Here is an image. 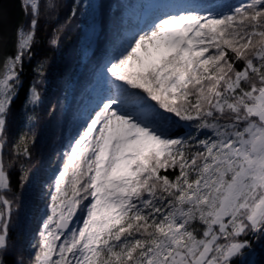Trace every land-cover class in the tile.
Wrapping results in <instances>:
<instances>
[{"label": "snow or ice", "instance_id": "snow-or-ice-1", "mask_svg": "<svg viewBox=\"0 0 264 264\" xmlns=\"http://www.w3.org/2000/svg\"><path fill=\"white\" fill-rule=\"evenodd\" d=\"M19 7L13 22L0 2V264H264V0H74L51 43L81 20L96 36L107 20L110 39L47 177L36 135L13 150L11 125L59 5ZM46 65L22 105L32 121ZM33 189L21 249L10 228Z\"/></svg>", "mask_w": 264, "mask_h": 264}, {"label": "trees", "instance_id": "trees-1", "mask_svg": "<svg viewBox=\"0 0 264 264\" xmlns=\"http://www.w3.org/2000/svg\"><path fill=\"white\" fill-rule=\"evenodd\" d=\"M141 0H124L125 3L137 4ZM59 5L55 18L42 17L35 46V56L31 62L25 65V85L21 91L20 100L14 106L16 113L11 125V138L13 150L15 142L22 136L32 134L37 137V145L34 149V170L40 169V176L47 177L54 163V157L58 154L61 137L64 135L65 126L78 117L82 109V101L88 96L91 69L100 57L101 51L110 39L107 20L103 31L99 36L93 35L91 43L85 51L84 43L87 34V22L74 21L60 33L59 45H53L52 39L56 35V29L62 25L69 13L74 0H51ZM95 3L115 5L118 0H94ZM231 3H239L241 0H229ZM49 0H41L42 5H47ZM87 44V43H86ZM46 59V77L44 83L39 85L43 104L34 115L36 121L30 120L31 112H25L22 105L26 103L25 97L30 82L35 76L34 69L38 62ZM52 105L58 107V111L49 115ZM38 161L39 163H35ZM18 173L13 176V186L17 187ZM42 203L38 200L35 189L21 197L18 213L13 219L10 228V238L15 241L18 248H23L31 235L37 229V218ZM257 251H260L257 249ZM27 257V253H24Z\"/></svg>", "mask_w": 264, "mask_h": 264}, {"label": "water", "instance_id": "water-1", "mask_svg": "<svg viewBox=\"0 0 264 264\" xmlns=\"http://www.w3.org/2000/svg\"><path fill=\"white\" fill-rule=\"evenodd\" d=\"M7 7L13 22L20 21L23 17L19 7V0H0Z\"/></svg>", "mask_w": 264, "mask_h": 264}, {"label": "rangeland", "instance_id": "rangeland-1", "mask_svg": "<svg viewBox=\"0 0 264 264\" xmlns=\"http://www.w3.org/2000/svg\"><path fill=\"white\" fill-rule=\"evenodd\" d=\"M142 2H147V0H141L139 3H142ZM91 37H92V32L87 29V34H86V38H85V43H84V46H85V51L87 52V48L89 47V44L88 43H91ZM87 43V44H86Z\"/></svg>", "mask_w": 264, "mask_h": 264}]
</instances>
